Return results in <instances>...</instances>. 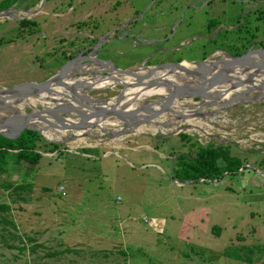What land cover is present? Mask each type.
I'll return each instance as SVG.
<instances>
[{
  "label": "rangeland",
  "instance_id": "374dc122",
  "mask_svg": "<svg viewBox=\"0 0 264 264\" xmlns=\"http://www.w3.org/2000/svg\"><path fill=\"white\" fill-rule=\"evenodd\" d=\"M39 1L0 0L9 16L0 19V89L41 81L70 60L66 72L82 66L66 80L110 71L80 58L135 70L213 61L216 51L264 52V0H44L28 14ZM118 90L86 96L108 102ZM202 101L179 100L153 119L172 121L162 132L152 121L111 135L122 127L117 119L81 137L37 131L40 157L0 170V264H264V98ZM21 103L19 113L46 107ZM198 145L226 146L242 166L172 180L178 158H192Z\"/></svg>",
  "mask_w": 264,
  "mask_h": 264
},
{
  "label": "water",
  "instance_id": "95a60500",
  "mask_svg": "<svg viewBox=\"0 0 264 264\" xmlns=\"http://www.w3.org/2000/svg\"><path fill=\"white\" fill-rule=\"evenodd\" d=\"M43 1L40 0L37 8L28 14H34L38 11ZM8 17L7 12L0 13V19ZM253 53L258 54L259 58L251 60L237 68L233 65H225L222 61H217L221 67L219 66L210 76L195 80L193 79L194 77L189 78L190 80H187L188 77L178 78V81L174 79L177 83L167 79L168 75L166 74L149 77L141 82L134 79L122 81L123 77L133 75L135 70H122L115 67L111 68L104 75H99L85 82L84 80L76 79L66 80L67 76L72 75L71 72H66L67 65L71 63L70 60L59 67L54 74L41 81H25L18 83V85L0 89V112L5 113V111H8L11 116L9 119H14L13 122L1 119L0 136L7 139H16L26 129L40 132L36 127L24 126L25 122H37L48 129L71 132L70 137L74 135L81 137L91 129H100L109 119H117V123L122 126L121 129H118L111 135L125 136L134 133L137 125L152 122L153 119L164 111H168L179 100L188 99L189 97H200L203 100L202 103L213 102V98H210L213 99L211 101L201 95L204 92H211L212 96H217L218 98L222 94H230L234 90L250 87L253 91H261L264 98V81L258 79L255 75H251V73H247L251 69L264 67V52H262V55L257 52ZM80 59L81 62L87 60L95 65L98 64L94 63L95 59ZM103 63L110 62L106 61ZM162 64L151 67L153 70H158ZM168 64L175 66L180 63ZM176 67L184 74L192 76L197 74V72L189 71L179 66ZM103 81L107 82L105 86L101 87L103 89H107V87L113 85L119 87L116 95L110 98L108 102L89 98V101L76 99V95L79 93H83L86 96L91 90L101 89L95 88V85ZM183 81H190V84L181 85L180 82ZM150 90H154L155 92L146 94ZM154 98L159 100L154 102L152 106L150 103L135 105L137 101ZM25 99L37 100L45 104L46 107L26 113H19L17 107ZM255 101L257 100L253 102ZM61 113L69 117L73 116L75 119H63L60 116ZM6 131H10L11 133H6Z\"/></svg>",
  "mask_w": 264,
  "mask_h": 264
},
{
  "label": "bare ground",
  "instance_id": "6f19581e",
  "mask_svg": "<svg viewBox=\"0 0 264 264\" xmlns=\"http://www.w3.org/2000/svg\"><path fill=\"white\" fill-rule=\"evenodd\" d=\"M214 54H216L218 57L216 60L210 61L209 59H205L203 61H195V62H181L178 65H166V66H162L160 69L158 70H153L152 67L148 66V67H138L135 69V72L133 75L129 76V77H123L121 80L125 81L126 80H136V81H144L146 79H148L149 77H153V76H157V75H162V74H166L168 75V77H166L167 79H170L173 82L177 83V79L178 78H187V80H190L189 78L194 77L193 79H200L203 77H208L210 76L212 73L215 72V70L220 66L218 65L217 61H222L225 65H233L235 68L244 65L245 63L251 61V60H255L256 58H259L258 54L253 53L255 55H250L252 53H247L241 57H236V58H231L230 55H228L226 52L224 51H216L214 52ZM250 55V56H249ZM216 57V56H215ZM98 66H101L102 68L108 67L109 69L113 68V66L110 63H103V64H97ZM82 65L77 64L72 66L67 72H70L74 69V67H78L80 68ZM176 66H179L183 69L189 70V71H194L197 72V74H195V76H192L190 74H184L183 72H181V70H179V68H177ZM221 67V66H220ZM201 73V75H200ZM247 73H251V75H255L257 76L258 79L264 81V67H257L255 69H251L249 72ZM246 73V74H247ZM64 76V75H63ZM134 77V78H131ZM176 79V80H174ZM67 80H72V78H67ZM105 80V79H104ZM87 80H84V82ZM107 83L106 81L101 82L98 85H95L96 87L99 85H104ZM264 83V82H263ZM181 85H186V84H190V81L187 82H180ZM154 90H150L147 91L146 94H149L151 92H153ZM161 91V90H160ZM155 92V91H154ZM202 96H204L207 99L213 98L214 103L218 104V105H225V104H231L233 102H237V101H244V100H262L263 99V95L261 94V91H253L250 89V87H243L239 90H234L232 91L230 94H222V96L218 97L217 96H212L211 92H204L201 93ZM78 98V95H76V99ZM79 98L84 99L86 101H89L88 97H86L84 94L81 95ZM78 98V99H79ZM190 98V97H189ZM188 98V99H189ZM27 101V100H26ZM91 102V101H90ZM35 103V102H34ZM22 104V103H21ZM180 104V103H179ZM208 104V103H207ZM27 106V105H26ZM98 107H101L100 105H97ZM20 107V106H19ZM23 107V106H21ZM38 107V106H37ZM179 107V106H177ZM225 107V106H224ZM151 109V108H150ZM149 109V110H150ZM32 110V108H31ZM175 110V109H174ZM23 111V110H22ZM171 111V110H170ZM184 111V110H183ZM187 111V110H185ZM147 112V111H146ZM172 112V111H171ZM174 112V111H173ZM191 112V111H190ZM195 114V113H193ZM10 114L8 111H5V117H2L0 119H3V121H7L10 120ZM192 118V117H191ZM65 119V118H63ZM175 119V118H174ZM71 120V119H70ZM186 120V119H185ZM1 121V120H0ZM11 122L14 121V119L10 120ZM153 121V126L151 128L152 132L155 131H163L164 128L166 126H168L169 124L172 123V121L170 123H163L160 121ZM183 123V122H182ZM141 125V124H140ZM150 125V123H149ZM25 127H36L42 135H44L46 137V139L48 138H52L54 135H52L50 132V130L40 124H38L37 122H25L24 123ZM142 126V125H141ZM145 126V125H144ZM147 127V126H146ZM149 127V126H148ZM172 127V126H171ZM196 127V126H195ZM139 128V127H138ZM145 129V127H143ZM201 128V127H200ZM149 130V129H148ZM201 130V129H200ZM141 131V130H140ZM139 131V132H140ZM37 132V131H36ZM6 133H11L10 131H6ZM86 134V133H85ZM89 134V133H88ZM99 136V135H98ZM78 140V139H77ZM81 140V139H80ZM66 142V141H65ZM56 143V142H55ZM80 143V142H79ZM62 144V143H61ZM76 146V145H75Z\"/></svg>",
  "mask_w": 264,
  "mask_h": 264
},
{
  "label": "trees",
  "instance_id": "16d2710c",
  "mask_svg": "<svg viewBox=\"0 0 264 264\" xmlns=\"http://www.w3.org/2000/svg\"><path fill=\"white\" fill-rule=\"evenodd\" d=\"M182 139H186L181 136ZM39 139L36 131L27 130L14 140L0 136V170L14 163L35 162L39 152L35 151V142ZM171 170V179L177 183L195 182L200 178H217L222 172L233 174L242 166L239 158L231 156L228 147L198 145L192 158L180 156Z\"/></svg>",
  "mask_w": 264,
  "mask_h": 264
},
{
  "label": "built area",
  "instance_id": "2783aa9c",
  "mask_svg": "<svg viewBox=\"0 0 264 264\" xmlns=\"http://www.w3.org/2000/svg\"><path fill=\"white\" fill-rule=\"evenodd\" d=\"M141 221L144 223H147L149 226H151L152 229H155L156 231L161 229V228H159L160 226L158 225L156 219H154V218H147V217L143 216L141 218Z\"/></svg>",
  "mask_w": 264,
  "mask_h": 264
},
{
  "label": "crops",
  "instance_id": "0c3cea01",
  "mask_svg": "<svg viewBox=\"0 0 264 264\" xmlns=\"http://www.w3.org/2000/svg\"><path fill=\"white\" fill-rule=\"evenodd\" d=\"M185 32V31H184ZM183 31H181V32H177L175 35H174V37H180L181 35H183V33H184Z\"/></svg>",
  "mask_w": 264,
  "mask_h": 264
}]
</instances>
